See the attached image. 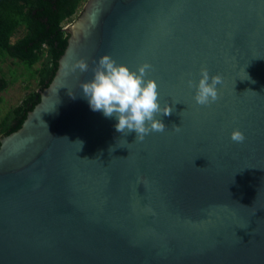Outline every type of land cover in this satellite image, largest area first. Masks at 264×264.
Here are the masks:
<instances>
[{
  "label": "water",
  "instance_id": "water-1",
  "mask_svg": "<svg viewBox=\"0 0 264 264\" xmlns=\"http://www.w3.org/2000/svg\"><path fill=\"white\" fill-rule=\"evenodd\" d=\"M64 30L0 136V264H264V0H86ZM104 54L151 65L164 132L136 141L91 110L80 85ZM201 68L223 81L209 106L187 85Z\"/></svg>",
  "mask_w": 264,
  "mask_h": 264
},
{
  "label": "clouds",
  "instance_id": "clouds-1",
  "mask_svg": "<svg viewBox=\"0 0 264 264\" xmlns=\"http://www.w3.org/2000/svg\"><path fill=\"white\" fill-rule=\"evenodd\" d=\"M76 70L81 73L88 72L89 65L86 61L79 60L72 68V71ZM150 70L151 65L148 63L130 70L125 64L117 63L112 57L104 54L96 61L92 78L80 85L91 110L102 112L106 118L115 117V130L125 135L134 131L136 141H143L153 132H164L166 126L156 118L157 114L168 116L174 111L167 103L160 105L156 81L146 79ZM222 82L221 75L210 76L207 68H201L198 82L193 84L189 79L187 85L189 88H195L193 99L197 105L209 106L218 100L217 86ZM172 128L177 131L180 129L175 125ZM230 139L236 144H241L246 137L242 131L233 129ZM77 142L81 149L82 142ZM109 150L114 151L112 148Z\"/></svg>",
  "mask_w": 264,
  "mask_h": 264
},
{
  "label": "trees",
  "instance_id": "trees-1",
  "mask_svg": "<svg viewBox=\"0 0 264 264\" xmlns=\"http://www.w3.org/2000/svg\"><path fill=\"white\" fill-rule=\"evenodd\" d=\"M82 4L83 0H0V102L1 93L8 86L1 71L5 58L14 59L30 70L36 87L4 116L0 135L17 130L39 102L38 91L51 82L67 46L64 26L75 18ZM20 29L23 34L12 42Z\"/></svg>",
  "mask_w": 264,
  "mask_h": 264
},
{
  "label": "rangeland",
  "instance_id": "rangeland-1",
  "mask_svg": "<svg viewBox=\"0 0 264 264\" xmlns=\"http://www.w3.org/2000/svg\"><path fill=\"white\" fill-rule=\"evenodd\" d=\"M85 1L86 0H83V4ZM82 6L80 7V10ZM78 13L76 14V16L78 15ZM72 21L67 24H70ZM23 32L24 30L20 29L18 33L11 38V41L14 42L19 36L23 34ZM38 66L39 63L35 65V67ZM1 69L4 78L8 82V86L1 93L2 101L0 102V122L4 118V116L11 110V108L20 104L22 99L31 90L36 89L35 81L30 77V70L26 69L16 60L5 58L2 62Z\"/></svg>",
  "mask_w": 264,
  "mask_h": 264
},
{
  "label": "built area",
  "instance_id": "built-area-1",
  "mask_svg": "<svg viewBox=\"0 0 264 264\" xmlns=\"http://www.w3.org/2000/svg\"><path fill=\"white\" fill-rule=\"evenodd\" d=\"M68 23H69V22H68ZM66 25H67V24H66ZM66 25H65V26H66ZM65 26H64V27H65Z\"/></svg>",
  "mask_w": 264,
  "mask_h": 264
}]
</instances>
